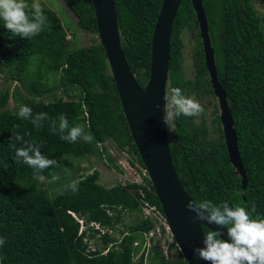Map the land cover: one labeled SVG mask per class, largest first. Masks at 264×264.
Returning <instances> with one entry per match:
<instances>
[{"label": "trees", "instance_id": "16d2710c", "mask_svg": "<svg viewBox=\"0 0 264 264\" xmlns=\"http://www.w3.org/2000/svg\"><path fill=\"white\" fill-rule=\"evenodd\" d=\"M62 1L76 17L78 29L97 37L91 0ZM162 2L115 0L122 48L141 87L150 74L151 39ZM256 2L263 8L259 0H202L217 77L231 109L248 178L244 196L226 151L219 115L214 120L220 132L214 125L218 136L208 142L205 121L197 124L191 116L182 115L174 127H167L173 164L187 193L197 203L210 199L249 211L254 206L252 218L264 216V8L257 9ZM42 10L47 25L30 39L13 35L0 21V71L6 70L11 79L19 82L36 63L38 72L30 84L33 93L45 90L41 81L53 73L59 76L64 92L73 89L77 95L75 99L55 98L47 103L17 97L15 108L0 110V236L6 237L5 245L0 247V264H187L173 240L168 243L167 257L155 238L150 239L148 250L144 248L145 235L154 225L142 215L138 190L162 211L146 176L141 175L142 184L128 182L105 188L98 183L96 170L85 177L63 173L67 171L62 164L79 162L86 156L104 157L121 172L105 147L109 140L130 157L132 167L135 163L144 166L99 40L90 47H77L67 39L58 15L45 6ZM187 29L198 30V25L190 0H182L171 31L167 90L180 87L187 96L195 93L197 97H214L206 78L199 35L192 41L195 81L184 77L183 34ZM8 99L7 93L0 96L1 108ZM20 105L31 107L33 116L47 114L39 129L30 120L15 115ZM62 115L70 127L81 126L90 132L93 141L61 140L52 127L55 122L58 128ZM17 134L41 144V153L55 159L57 166L49 165L37 175L30 166L17 162L15 149L10 147L23 143L16 140ZM69 169L73 171L72 165ZM40 176L44 182H40ZM72 182L77 183L78 191L67 187ZM123 215L130 216L132 223L125 225ZM74 216L84 225L96 223L106 232L100 236L93 228L80 232ZM121 224L125 230H119ZM205 230L208 229L204 227ZM116 233L118 240L114 238Z\"/></svg>", "mask_w": 264, "mask_h": 264}, {"label": "water", "instance_id": "95a60500", "mask_svg": "<svg viewBox=\"0 0 264 264\" xmlns=\"http://www.w3.org/2000/svg\"><path fill=\"white\" fill-rule=\"evenodd\" d=\"M264 8V0H259ZM102 46L114 80L123 112L138 155L152 183L155 196L165 216L169 232L187 264H211L193 255V249L203 247L204 227L218 230L229 240L227 229L206 220H195L196 213L185 207L194 200L182 186L170 153L167 125L163 119L164 99L168 80L171 31L182 0H163L151 39L150 74L144 87L131 71L121 43L115 0H91ZM195 12L201 39L205 68L214 96L218 100L220 121L226 151L235 172L241 177L244 196L247 177L241 162L236 131L226 93L221 87L209 36L208 20L202 0H190ZM159 105V107H156Z\"/></svg>", "mask_w": 264, "mask_h": 264}, {"label": "clouds", "instance_id": "9594fccd", "mask_svg": "<svg viewBox=\"0 0 264 264\" xmlns=\"http://www.w3.org/2000/svg\"><path fill=\"white\" fill-rule=\"evenodd\" d=\"M0 21L13 35H19L30 39L40 34L47 25V17L39 3L30 5L26 0H0ZM166 110L163 117L167 127L175 126L174 122L180 116H195L203 111L201 104L193 97L183 93L180 87H171L164 97ZM159 107V105H156ZM18 118L30 120L34 127L39 129L41 122L46 119V113L32 115L31 107L20 105L15 113ZM52 131H58L61 140L76 142L78 138L86 142L93 141L90 132H85L81 126L69 125L66 116H60L58 128L53 122ZM17 141H23L20 147L15 143L10 147L15 149V159L33 168L37 175L49 165L57 166L55 159H49L41 153L42 145L35 141L28 142L19 134ZM26 145V146H25ZM31 153V154H30ZM43 179V176H40ZM72 192L78 191L76 182L67 185ZM185 207L196 215L195 220H206L227 229L230 238H221L218 230H205L203 247L193 249V255L211 264H264V216L252 218V210H246L242 206H230L227 202L216 204L212 200H201L197 203L189 199ZM6 237L0 236V247H3Z\"/></svg>", "mask_w": 264, "mask_h": 264}, {"label": "rangeland", "instance_id": "374dc122", "mask_svg": "<svg viewBox=\"0 0 264 264\" xmlns=\"http://www.w3.org/2000/svg\"><path fill=\"white\" fill-rule=\"evenodd\" d=\"M33 2H37L42 6L51 8L61 19L64 28L66 29L67 39L70 42H74L77 47H90L94 40L98 41V38L91 34L90 32H84L78 29L77 27V19L73 15V13L68 9V7L63 3L62 0H26V3L29 5ZM256 7L259 10H263V8L256 2ZM199 35L197 29H187L183 34V63L182 69L184 72V77L188 81H195V70H194V57H193V38ZM29 75L23 81H16L11 79L6 70L0 71V96L2 94L7 93L9 95V99L4 106V108L0 107V110H11L16 106V98H25L32 103L42 102L47 103L48 101L55 98H62L64 100L75 99L77 92L73 89H70L67 92H64V88L61 86L59 81V76L57 74L50 73L46 78H44L41 83L45 90L36 94L33 93L30 89V84L35 76V73L38 72V68L36 67V63L30 66ZM209 76H206L208 79ZM169 81L167 80V86ZM167 91V87H166ZM196 99L202 106L203 111L199 114L192 116L194 121L198 123L202 119L205 120L208 125V134H207V142L212 141L215 137L218 136L217 131L215 132L216 122L214 117L219 114V108L217 104V99L211 95H201L197 97L195 93H191L189 95ZM213 125L210 126V125ZM215 125V126H214ZM109 154L113 161L120 167L121 172L114 170L110 164L106 161L104 157L97 158L94 156H86L81 161H71L66 164H62L61 167L63 170L67 172L63 173H74L77 177H85L92 173L93 170L99 172V180L98 183L105 188H110L115 184H125L130 183V181L138 180L140 172V166L131 167L127 164L130 160V157L125 153H122L117 149L115 144L109 140L105 145ZM69 165H72V172H69ZM40 182H44V179L40 178ZM123 223L125 225H129L132 223V218L128 215H123ZM119 230H125V227L122 224L119 226ZM115 239H119V235L114 234ZM168 239V237H167ZM164 236L161 239H157L160 245L163 244ZM171 243L170 240H166L165 244ZM93 244V242H92ZM93 246V245H92ZM135 247V244H134ZM146 250L149 249V245L146 242L144 245ZM140 253L137 255V257ZM136 257V258H137Z\"/></svg>", "mask_w": 264, "mask_h": 264}, {"label": "built area", "instance_id": "2783aa9c", "mask_svg": "<svg viewBox=\"0 0 264 264\" xmlns=\"http://www.w3.org/2000/svg\"><path fill=\"white\" fill-rule=\"evenodd\" d=\"M127 164L129 166H131L129 161L127 162ZM137 165L138 164L135 163L133 167H137ZM140 171H141L140 172L141 174L138 177L139 179L130 181V183L142 184L143 181H142L141 175H144L148 178L147 172L144 168L140 167ZM138 194L140 196L142 215H143L144 219L149 220L154 225V228L147 235H145V240L150 247V239L151 238H155L157 240V239H161L162 236H164L165 240L163 241V244L161 245V249L164 253V256L167 257L168 256V243L165 244V242H166V240L172 241L173 239H172L171 234L169 232V228H168L165 216L163 214V211H161L157 205L152 204L151 202L147 201L145 199L146 195L141 189L138 190ZM74 217L78 221V223L80 224V232L82 230H85L88 228H93L94 230H98L99 234L97 236L103 235L106 232V229L101 228L96 223H90L88 226H86V225H84L83 220L78 219L76 216H74ZM167 237H168V239H167ZM146 242H145V244H146ZM136 245H137V243H135V246Z\"/></svg>", "mask_w": 264, "mask_h": 264}, {"label": "flooded vegetation", "instance_id": "af4514ba", "mask_svg": "<svg viewBox=\"0 0 264 264\" xmlns=\"http://www.w3.org/2000/svg\"><path fill=\"white\" fill-rule=\"evenodd\" d=\"M215 97V96H214ZM216 98V97H215ZM217 99V98H216ZM228 101V100H227ZM217 103H218V100H217ZM218 108H219V105H218ZM231 110V109H230ZM219 117H220V109H219ZM192 117V116H191ZM194 120V119H193ZM205 120H201V121H199L198 123H200V122H204ZM194 123H195V121H194ZM197 123V124H198ZM220 127H221V133L223 134V130H222V125H221V121H220ZM216 128H217V131L218 132H220V128L218 127V124H216ZM236 174H237V176H239V178H240V184H241V177H240V175H239V173H237V172H235ZM247 177V176H246ZM247 183H248V178H247ZM241 191H242V189H241Z\"/></svg>", "mask_w": 264, "mask_h": 264}]
</instances>
